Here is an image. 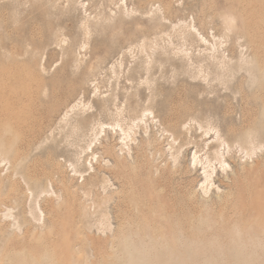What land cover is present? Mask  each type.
<instances>
[{"label": "rangeland", "instance_id": "1", "mask_svg": "<svg viewBox=\"0 0 264 264\" xmlns=\"http://www.w3.org/2000/svg\"><path fill=\"white\" fill-rule=\"evenodd\" d=\"M0 108V264H264V0H0Z\"/></svg>", "mask_w": 264, "mask_h": 264}, {"label": "bare ground", "instance_id": "2", "mask_svg": "<svg viewBox=\"0 0 264 264\" xmlns=\"http://www.w3.org/2000/svg\"><path fill=\"white\" fill-rule=\"evenodd\" d=\"M246 64V63H245ZM91 66V65H90ZM66 67V66H65ZM63 69V68H62ZM72 71V70H71ZM74 71V70H73ZM66 73H67V71H66ZM75 73H77L76 71H75ZM68 75V74H67ZM43 76V75H42ZM57 76V75H56ZM258 77V76H257ZM68 78V77H67ZM43 79V78H42ZM46 79V78H45ZM50 80V79H49ZM53 80H55V79H53ZM56 81V80H55ZM54 81V83L52 84V88L51 89H54V87H55V85H56V82ZM50 82V81H49ZM52 82V81H51ZM70 83H72V82H70ZM76 84V83H75ZM75 84H73V85H75ZM43 85V84H42ZM47 85V84H46ZM76 86V85H75ZM77 86H79V84L77 85ZM64 88V87H63ZM70 87H68V89H69ZM73 88V87H72ZM43 89V87L41 88V90ZM65 89V88H64ZM56 91V90H55ZM66 91H67V89H66ZM32 92V91H31ZM44 92V91H43ZM53 92V91H52ZM46 93V92H45ZM53 95V94H52ZM55 96V95H54ZM58 98V97H57ZM105 98V97H104ZM56 99V98H55ZM69 100V99H68ZM68 100H67V102H68ZM72 100V99H71ZM105 100V99H104ZM95 101L97 102L98 101V99H95ZM114 102V101H113ZM71 103H68V104H66V106H65V108H68L69 107V109H67L64 113H63V117H66L67 115H68V111L70 110V112H71V110H74L75 108H78L80 111L81 110H85L86 109V105L88 104H85V103H83V102H81V101H78V102H75V100H74V102H73V104H71ZM90 105V104H89ZM49 107H50V105H49ZM93 107V106H92ZM51 108V107H50ZM102 108V107H101ZM102 110H104V108H102ZM119 110V109H118ZM145 110V113H146V109H144ZM0 111H1V108H0ZM117 111V110H116ZM59 112V111H58ZM104 113V112H103ZM144 113V112H143ZM144 113V114H145ZM115 114V113H114ZM119 114H121V113H119ZM119 114H117V115H119ZM77 116V115H76ZM88 117H90V119L88 120V122H90V123H94L95 124V126L97 127V128H95V127H93V129H94V138L95 139H97V137H98V135L99 134H101L102 132L104 133H102V135L104 136V138L106 137V134H107V127H106V125H107V121H104V120H102L101 119V117H98V116H96V115H94L93 113H89L88 115H87ZM88 117H81L80 119H79V123H82V124H85V122H86V119L88 118ZM117 117V116H116ZM135 117V116H134ZM142 117V116H141ZM145 117V116H144ZM123 118H125V117H123ZM62 119V118H61ZM140 119V122H141V120H144V118H138V120ZM65 120H69V119H65ZM137 120V121H138ZM119 121V120H118ZM118 121H116V122H114V124H112L113 126H115V125H117L118 127L120 126V129H121V131H122V133H123V136H122V138L123 139H127V138H129V137H131L130 136V133L131 132H129V131H131L132 129H133V127L135 126H129L127 129H124V128H122L123 126H121V124H120V122H118ZM121 121V120H120ZM64 122V121H63ZM67 123V122H66ZM3 124V123H2ZM2 124L0 123V152H2L3 154H5L7 157L9 156V157H11L12 159H13V168L12 169H14V170H16V168L19 166L20 167V165H18V161H16L17 159H16V157H15V152H13L12 150H11V147H10V145H8L9 143H7V145H6V143H5V141H4V133H5V131H7L6 130V128L4 127V126H2ZM93 124V125H94ZM7 125V124H6ZM77 125V124H76ZM109 125V124H108ZM125 126V125H124ZM183 126V125H182ZM66 127V126H65ZM86 127V126H85ZM110 127H111V125H110ZM87 128V127H86ZM111 128H113V127H111ZM90 129V128H89ZM206 129V128H205ZM213 130V129H212ZM68 131V130H67ZM85 131V130H84ZM210 131V130H209ZM214 131V130H213ZM132 132H134L133 130H132ZM203 133H207L208 132V130L206 129L205 130V132L204 131H202ZM216 132V131H215ZM244 131H241V133H243ZM249 132V131H248ZM135 133V132H134ZM214 133V132H213ZM219 133V132H218ZM217 133V134H218ZM248 134H250V133H248ZM5 135H6V133H5ZM201 135H202V133H201ZM204 135V134H203ZM243 135V134H242ZM241 135V136H242ZM258 135V134H257ZM260 135V134H259ZM18 136V135H17ZM68 136H69V134H68ZM247 136V135H246ZM99 137H100V135H99ZM98 137V138H99ZM222 137V136H221ZM219 135H216L214 138H213V144H211L210 146H208V151L205 153V155H204V157H202V155L200 156L198 153H196L195 151H194V153H193V155H192V160H193V162L194 163H202V167H203V172H204V182H202V183H204V187H202V188H207L208 186H210L211 184H212V174L215 172V170L217 169L215 166H214V163H213V161L214 162H216L217 161V164L219 163V168H221L223 171L226 169L225 167V165H227V163H226V161H225V159H224V155H223V152H221V147H222V145H224V143H225V140H223L222 138H221ZM224 137V136H223ZM107 138V137H106ZM121 138V139H122ZM134 138V137H133ZM242 138V137H241ZM252 138V137H251ZM93 139V138H92ZM95 139L93 140V141H91V142H94L95 141ZM122 139V140H123ZM129 139H132V137L131 138H129ZM254 138H252V140H253ZM101 140V139H100ZM174 140V139H173ZM172 140V141H173ZM242 140V139H241ZM258 140V139H257ZM7 141V140H6ZM8 141H9V139H8ZM10 142V141H9ZM97 142V141H96ZM208 142V141H207ZM211 142V141H210ZM210 142H208L207 144H209ZM255 142V141H254ZM125 143V142H124ZM241 144H240V146H241V148H242V150H244V152H245V155H247L248 157H251L253 154H255V146H253L252 145V143H251V139H250V136H248L247 138H246V140L244 139V144H243V142H240ZM257 143V142H256ZM255 143V144H256ZM94 143H92V145H93ZM99 144H101V142H99ZM226 144H227V149H226V151L227 150H229L230 149V147L232 146L233 148H234V146L232 145V144H229L228 142H226ZM238 144V143H237ZM90 145H91V143L90 144H87V150H88V148H91L90 147ZM91 145V146H92ZM105 145V144H104ZM258 145V144H257ZM262 145V144H261ZM203 146V145H202ZM96 147V146H95ZM205 147V146H204ZM258 147V146H257ZM206 148V147H205ZM232 148V149H233ZM85 149V148H84ZM92 151H91V155H95V152H94V149H91ZM204 150V149H203ZM223 151H225V150H223ZM225 151V153H227ZM260 151V150H259ZM20 152V151H19ZM18 152V153H19ZM84 152V151H83ZM198 152V151H197ZM17 153V154H18ZM20 154V153H19ZM4 155V156H5ZM233 155V154H232ZM232 155H230V156H232ZM22 156V155H21ZM96 157V156H95ZM95 157H91V158H93V159H95ZM22 158V157H21ZM20 158V159H21ZM24 158V157H23ZM102 158V157H101ZM4 159H6V158H4ZM9 160V159H8ZM22 160V159H21ZM103 160V159H102ZM102 160H101V162H102ZM11 161V160H10ZM24 161V160H23ZM22 161V162H23ZM91 161V160H90ZM12 162V161H11ZM21 162V163H22ZM89 162V161H88ZM90 163V162H89ZM34 164V163H33ZM18 167V168H19ZM23 166H21V168H22ZM91 167V166H90ZM228 167V166H227ZM216 168V169H215ZM18 170V169H17ZM16 170V171H17ZM19 171V170H18ZM25 173V172H24ZM14 174H15V171H14ZM33 174V173H32ZM17 175V174H16ZM22 175V174H21ZM13 176V175H12ZM8 177V176H7ZM28 177H29V175H28ZM15 178V177H14ZM26 179H27V177H26ZM1 180V179H0ZM30 180V179H29ZM34 180V179H33ZM33 180H30V182L31 181H33ZM35 180H37V179H35ZM107 180V179H106ZM105 180V181H106ZM0 182H2V181H0ZM24 182V181H23ZM39 182V181H38ZM4 183V182H3ZM106 183H107V181H106ZM206 184V185H205ZM26 185H28L27 184V182H26ZM103 185V184H102ZM44 186V185H43ZM97 186V185H96ZM104 186V185H103ZM2 187V186H1ZM4 187V186H3ZM3 187H2V190H3ZM27 187V186H26ZM45 188V187H44ZM102 188V187H101ZM27 189V188H26ZM46 191V190H45ZM207 191V190H206ZM2 192V191H1ZM31 192V191H30ZM42 192V191H41ZM43 193H44V191H43ZM86 193H87V191H86ZM5 194V193H4ZM31 193H29V195H30ZM35 194V193H34ZM3 195V194H2ZM28 195V194H27ZM28 195V196H29ZM42 195V194H41ZM87 195H89L88 193H87ZM30 196H32V195H30ZM38 196H39V194H38ZM37 196V197H38ZM4 200V199H3ZM2 204V203H1ZM8 210V209H7ZM9 210H10V208H9ZM8 210V211H9ZM30 211V210H29ZM251 211H253V210H250V212ZM33 212V211H32ZM253 212H256V210H254ZM252 212V213H253ZM6 214V213H5ZM12 216V215H11ZM10 216V217H11ZM33 216V215H32ZM251 216V215H250ZM4 217V216H3ZM5 217H7V215L5 216ZM8 217H9V214H8ZM19 227V226H18ZM259 242H260V240H259Z\"/></svg>", "mask_w": 264, "mask_h": 264}]
</instances>
